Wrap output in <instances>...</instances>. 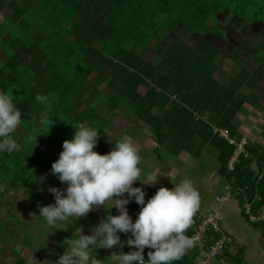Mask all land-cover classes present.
<instances>
[{"label": "trees", "instance_id": "16d2710c", "mask_svg": "<svg viewBox=\"0 0 264 264\" xmlns=\"http://www.w3.org/2000/svg\"><path fill=\"white\" fill-rule=\"evenodd\" d=\"M48 2L47 7L51 5L55 12L69 14V19L78 15V20L68 31L66 29L65 35H57L56 45L51 46L48 52L45 51L46 45L40 49L41 44H35L39 36L27 44L17 34H6L9 27L0 33L1 37H7L2 50L4 56L0 57V90L11 95L16 107L22 111L20 126L23 130V137H16L18 149L12 153H0V181L8 183L13 177L25 185L36 168L58 178L51 171L52 163L59 158L63 141L72 138L75 132L73 125L82 122L93 128L99 126V133L109 125V120L98 110L103 96L99 89L102 84L111 90L103 103L104 108L114 113L118 107H123L144 123L156 143L153 151L160 160L163 156L159 149L170 157L185 152L197 159L207 146L213 148L217 174L238 200L243 217L248 221L244 214L245 203L249 204L253 216L262 215L248 222L259 232L264 259V145L246 141L242 146L244 152L238 154L232 170H228L227 164L236 144H229L214 132V128L226 129L230 138L237 144L241 142L233 118L246 102L258 97L252 92L245 95L239 88L244 84L252 89L263 77L264 42L255 54L232 46L228 53L231 60L245 53L253 59L255 67L252 72L241 70L228 85L214 78L218 49L206 40L200 39L192 47L180 39L169 45L160 41L154 48L155 63L143 59L137 50L144 47L154 31L171 32L177 26H181V30L210 34L225 40V29L219 24V15L227 9L238 19L262 22L264 0ZM13 8V13L6 20H10L12 25H22L20 18L25 9L21 4H15ZM64 36L68 37L63 39ZM20 46L26 47L30 53L28 61L19 56ZM140 86L145 87L143 94L138 93ZM37 93L46 95L48 100L37 101ZM29 135H37V142H27ZM40 139L48 140L49 145L40 148ZM95 150L99 152L102 149L95 147ZM8 187L15 186L10 183ZM154 193L150 189L148 198ZM128 207L137 213L141 209L134 199ZM108 211L104 212L101 221L107 217ZM111 212L119 214L117 208H111ZM198 224L199 218L193 216L187 235L191 236ZM120 236L125 242L128 233L121 232ZM219 236V232L208 228L201 245L194 243L181 259L171 264H195L199 252L207 250ZM112 249L118 253L121 250L126 252L128 248L124 243L122 249L119 246ZM149 250L154 251L146 246L145 259ZM215 264L245 263L237 253L229 255L224 247Z\"/></svg>", "mask_w": 264, "mask_h": 264}, {"label": "clouds", "instance_id": "9594fccd", "mask_svg": "<svg viewBox=\"0 0 264 264\" xmlns=\"http://www.w3.org/2000/svg\"><path fill=\"white\" fill-rule=\"evenodd\" d=\"M35 98L40 102L48 100L40 93ZM21 122L22 111L11 95L0 90V153L18 149L19 143L13 134ZM73 126L72 138L63 141V150L51 168L67 187L50 186L55 203L41 206L38 216L55 227L69 218L75 221L86 216L98 205H104L109 211L91 234L76 228V234L65 241L67 249L55 264H171L181 259L194 245L193 237L187 235L186 230L200 206V193L192 181L182 179L174 183L173 188L161 186L146 200L145 191L133 186L134 182L150 183L157 177L149 182L140 179L142 158L131 138L116 140L113 149L102 154L95 150L99 129L82 122ZM26 141L37 142V135H29ZM132 199L141 206L135 220L126 207ZM113 206L119 214H112ZM121 232H130L126 243L136 247L128 252L113 251L106 260L97 259L93 252L96 248H123ZM146 246L154 249L149 250L147 259Z\"/></svg>", "mask_w": 264, "mask_h": 264}, {"label": "rangeland", "instance_id": "374dc122", "mask_svg": "<svg viewBox=\"0 0 264 264\" xmlns=\"http://www.w3.org/2000/svg\"><path fill=\"white\" fill-rule=\"evenodd\" d=\"M46 2H48V0H0V33L1 31H5L6 27H9L6 34L8 32L12 36L17 34V36H19V38L21 37L25 42H27V44L29 42L31 44L33 41H36L37 39H35V36H39L40 39L38 37L39 41L35 42V44H41L40 49L43 48V45L47 46L45 51L49 50L51 46H55L57 35L60 33H63L64 35L66 34L65 31L67 27L65 24L69 22V14L65 15L64 12V15H62V11L59 13L55 12L51 9V5L48 7L46 6ZM15 4H21L25 9V13L22 14L20 18L22 25H20V23L12 25L10 20H6L13 13V7ZM64 8H67L66 3ZM224 11L229 14H223ZM224 11L221 13L222 15H219L220 17H218V19L219 24L225 29V33L223 31L226 38L225 40L220 38H217V40H211L212 37H214L213 35L193 33L184 29L181 30L182 27L177 26V28L171 32H166L164 30L154 31L144 47H140L137 50L143 59L155 63L157 57L154 54V48L160 41L169 45L175 39H180L192 47L198 40L202 39L212 42L221 49L219 54L216 56V64L220 61L223 63L227 62L230 65V62L227 61L230 49L232 46L244 43L240 33L244 30L264 31V26L262 24L264 21L255 22L249 19L246 21L245 19H238L227 9ZM65 37L68 36H64L63 39H65ZM6 41L7 37H1L0 35V57L4 56L2 50L5 48ZM247 45H250L249 42L242 44L241 47H245ZM18 54L24 61H28L31 58V55L26 50V47L23 48L20 46ZM234 70H236V68L232 67L230 72H234ZM227 78L228 77H226V79ZM225 84L226 82L224 85ZM99 89L101 90L103 96L100 100L98 99L100 103L98 105V110L109 120V125L106 127V130L98 136V143L95 147L102 149L99 151L100 153H107L113 149L116 140L122 137H130L133 143H136L137 146L140 147L138 151L143 161L142 166H144L141 167L142 172L140 179L148 174V171L154 167L156 169L158 168V178L161 177L163 172L165 173L163 178H166V173H168L166 171H168L167 169L171 166V164H168V162H170V155L159 149L163 158L160 162H158L157 155L153 154V148L156 146V143L154 142L146 125L133 117L123 107H118L114 113L109 112L106 108H104L103 103L105 98L111 93V90L102 84L99 86ZM144 91L145 87L140 86L138 93L143 94ZM95 128L99 129L100 132L99 126H95ZM13 135L15 138L23 137V130L20 125ZM48 145V140L44 139L39 141L40 148L42 147L44 149ZM213 151L212 147L207 146L203 155L199 159L191 161L190 166H193L197 171L184 170V172L182 171L183 177L181 178L180 174H178L176 176V180L175 174H170L174 180H172L169 185L174 187V183H179L182 179H192L193 181H196L200 179V177L208 175L209 166H212L213 164ZM39 170L40 169L37 168L32 170V175L30 176L31 179L25 185L20 184L19 180L13 177L11 178V182L9 181L8 183H11V185L13 184V186H15L14 188H9L8 183L0 181V257L8 256L14 258L16 264L17 260L20 259V256L24 253V250L34 249L40 254L43 252V249L49 247L50 244L47 245L43 242L46 240L43 239L46 235H48L49 240H53L57 243L54 247L55 253L62 255L67 247L65 241L72 238L76 234V228H80L82 225L85 226V224L91 227V221L89 219L96 220L98 215L97 209L94 208L93 210H90L86 216L78 217L75 221L74 218H69L66 221L59 222L55 227L47 225L44 218L38 215L41 206L55 203V194L49 191V188L50 186H55L60 189H65L67 184L66 182H62L56 176H52L46 171L43 172V170L40 172ZM134 184L143 188L146 183L135 181ZM124 195L127 196L128 194L125 193ZM147 199L148 197L146 200ZM59 224L62 225L60 230L56 228ZM92 225L93 226L90 229L91 232L93 227L97 226V224L92 223ZM227 244L225 247L227 248L229 255H233V249H230L231 246H227ZM11 246L13 248H11ZM128 250L129 248L127 251ZM102 251L103 247L93 250L96 257L99 255L101 256V260H106L108 257ZM242 254L243 252H237V257L241 261L243 260ZM32 262V258H30L27 262L26 260L25 262L22 260V264H29Z\"/></svg>", "mask_w": 264, "mask_h": 264}, {"label": "crops", "instance_id": "0c3cea01", "mask_svg": "<svg viewBox=\"0 0 264 264\" xmlns=\"http://www.w3.org/2000/svg\"><path fill=\"white\" fill-rule=\"evenodd\" d=\"M223 14H229V13L224 11ZM75 20H78L77 14L74 15L73 19H69V22L65 24V26L67 27V31L71 28ZM240 35L242 36L244 43L249 42L250 45L241 47V45L244 44L241 42L242 44H237L235 45L236 47L240 48L241 50L249 54H255L260 50V46L264 42L263 30H251V31L244 30L240 33ZM213 39L217 40V37L215 38L214 36L212 37L211 40ZM67 41H69V39ZM210 43L213 44L212 42ZM93 46L98 48L96 43H93ZM214 46L218 49V54H219L221 49L217 45ZM227 61L230 62V65L227 62L223 63L218 61V63L216 64L217 68L214 73V78L223 85L225 82H226L225 85L231 83L232 79L241 70L252 72V70L255 67V63L253 59L247 56L245 53L240 54L235 60H231L229 57H227ZM232 67L236 68L234 72H230L232 70ZM226 77L228 78L226 79ZM239 91L245 95H249L252 92L258 97V99L255 100L252 99L251 101L246 102L243 105V109H241V111L234 116L232 122L236 126L239 134L241 135V142L252 141L263 146L264 145V75L260 79L259 83L256 84L252 89L243 84L239 88ZM134 145L136 146L137 149H140V147H138L136 143H134ZM153 154L155 155L154 151ZM194 159L195 158H193L192 156H190L185 152H181L175 157H170V162H168V164H171V166L167 169L168 171H166L168 172L166 173L167 174L166 178H163L165 175L164 172L162 173L160 178L157 177V175L159 176L158 168L156 169L154 167L153 169H150V171H148V174L143 176L141 180L145 182H149L155 179L156 177L157 179L150 183H146L143 186V190L146 193V198L149 195L150 189L156 192L158 188L161 186L173 188L172 185H169V183L172 180H174V178H172L170 174L172 173L175 174V180H176V176L178 174H180L181 178L183 177L182 171L184 172V170L197 171L193 166H190L191 161ZM157 160L158 162L161 161L159 158ZM212 160H213V164L212 166H209L208 175H204L196 181L190 179L193 185L197 188V190L200 193V206L198 210L202 213H207L211 208L218 207V209L220 210L219 226L221 231L227 236L229 240L227 246L228 245L231 246L230 249H233L232 253L235 254L237 252H243L242 261H244L245 264H264L263 251L259 244V232L256 229H254L250 225V223L243 217L238 200L233 195L226 197L222 202L219 203L215 200L217 196L225 194V189L227 185L225 181L217 174L218 164L216 163L214 158ZM142 163L143 161L141 159L139 165L140 168L144 167L142 166ZM252 168H255L254 165H252ZM133 186L136 185L134 184ZM108 204L110 205V203ZM126 207L128 208L129 214L132 216L133 220H135L137 218L138 213L130 209L128 205H126ZM112 208H116V207L113 206ZM95 209H97V214H98L96 220L88 218L91 221V227L93 226L92 223H96L97 225H99V223L101 222L102 215L107 210L104 205H98L95 207ZM61 226L62 225L59 224L56 228L60 230ZM91 227L85 224V226L82 225L80 228H82L85 234H91L90 231ZM129 236H131L130 232L128 233L125 243L128 240ZM43 239H46L43 241L44 243H46L47 245L50 244L49 247L43 249V252L40 254L34 249L24 250V253L22 254V256H20L21 257L20 259L24 260V262L26 260L27 262L30 258H32L33 262L29 264H52V262L53 264H55V262L58 261L59 256L61 255L55 253L54 247L57 245V243L54 242L53 240H49L48 235L44 236ZM126 245L128 244L126 243ZM135 247L136 246L134 245L133 246L128 245L129 248L128 251L134 249ZM11 248L13 247L11 246ZM66 249L67 247L65 248L64 252L66 251ZM102 252L106 254L107 257H109L112 254L113 249L103 248ZM7 257L8 256L0 257V264H16L14 258L11 257L7 258ZM20 259L17 260V264H20L19 262ZM97 259H101V256L98 255Z\"/></svg>", "mask_w": 264, "mask_h": 264}, {"label": "built area", "instance_id": "2783aa9c", "mask_svg": "<svg viewBox=\"0 0 264 264\" xmlns=\"http://www.w3.org/2000/svg\"><path fill=\"white\" fill-rule=\"evenodd\" d=\"M214 132H216L219 136L223 137L229 144H236V149L230 158L227 167L228 170H232L233 163L235 162L239 153H243V144L245 142L236 143L234 139L230 138L226 129H217L214 128ZM231 190L228 186H226L225 194L217 196L215 200L219 203L222 202L226 197L231 196ZM244 214L247 215L248 221H255L261 218V214L256 217L250 213V206L248 203L244 204ZM194 217L199 218V224L197 225L195 231L191 235L194 239V243H203L204 236L208 228L213 229L216 232H219L220 236L217 240L210 244L207 250H201L198 256L195 258V264H215L217 260V256L221 253L225 245L228 243L227 236L221 232L219 226L220 219V210L218 207L211 208L207 213H202L200 211H196Z\"/></svg>", "mask_w": 264, "mask_h": 264}]
</instances>
